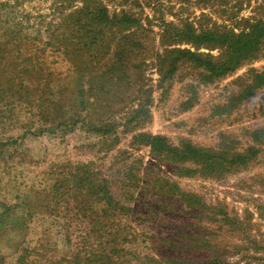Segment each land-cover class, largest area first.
Wrapping results in <instances>:
<instances>
[{
  "label": "rangeland",
  "instance_id": "374dc122",
  "mask_svg": "<svg viewBox=\"0 0 264 264\" xmlns=\"http://www.w3.org/2000/svg\"><path fill=\"white\" fill-rule=\"evenodd\" d=\"M0 264H264V0H0Z\"/></svg>",
  "mask_w": 264,
  "mask_h": 264
},
{
  "label": "trees",
  "instance_id": "16d2710c",
  "mask_svg": "<svg viewBox=\"0 0 264 264\" xmlns=\"http://www.w3.org/2000/svg\"><path fill=\"white\" fill-rule=\"evenodd\" d=\"M104 18H106L104 11H101V19L103 20ZM120 23L125 22V19L120 20ZM184 35V37H187V34H184V32L182 33H177L176 37L182 38V36ZM193 36L197 39V40H201V41H210V40H218L216 37L212 36L209 33L203 34L202 36H195L193 34ZM236 44H238V47L235 48H231L229 56L227 58V62L223 63L221 67H219L218 69L215 70H219L220 72L224 73L228 70H232L239 62L240 58H244L245 56L247 57L248 55V50H250V46L252 44H256L257 40L254 38H236L235 40ZM180 52H185L188 53L190 56H194L195 53L191 52V51H184V50H177ZM234 64V65H233ZM233 65V66H231ZM221 69V70H220ZM222 73H220V75H222ZM151 144L154 148V150L159 151V150H163V152H167L170 153L169 157H174V158H188V159H195V160H199V158L202 156L201 153L205 152L204 150H202L201 148H196L194 146H192L189 143H186L184 145H182L181 148H170V145H168L163 138L161 137H155L151 139Z\"/></svg>",
  "mask_w": 264,
  "mask_h": 264
}]
</instances>
